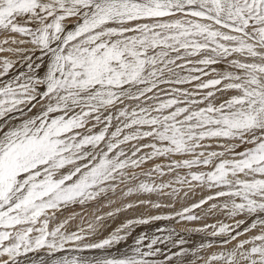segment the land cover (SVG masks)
Segmentation results:
<instances>
[{
  "label": "snow or ice",
  "instance_id": "1",
  "mask_svg": "<svg viewBox=\"0 0 264 264\" xmlns=\"http://www.w3.org/2000/svg\"><path fill=\"white\" fill-rule=\"evenodd\" d=\"M0 264H264V0H0Z\"/></svg>",
  "mask_w": 264,
  "mask_h": 264
},
{
  "label": "bare ground",
  "instance_id": "2",
  "mask_svg": "<svg viewBox=\"0 0 264 264\" xmlns=\"http://www.w3.org/2000/svg\"><path fill=\"white\" fill-rule=\"evenodd\" d=\"M77 211H79V209H77ZM161 223H164V222H161ZM178 230L182 227V225H174ZM190 239H192L194 242L198 243L199 242V237L198 236H193V237H190Z\"/></svg>",
  "mask_w": 264,
  "mask_h": 264
}]
</instances>
